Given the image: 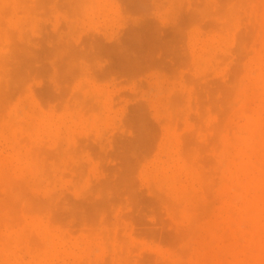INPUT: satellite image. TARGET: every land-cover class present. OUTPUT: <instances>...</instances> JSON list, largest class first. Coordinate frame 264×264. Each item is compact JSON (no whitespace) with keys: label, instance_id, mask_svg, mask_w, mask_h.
Masks as SVG:
<instances>
[{"label":"rangeland","instance_id":"rangeland-1","mask_svg":"<svg viewBox=\"0 0 264 264\" xmlns=\"http://www.w3.org/2000/svg\"><path fill=\"white\" fill-rule=\"evenodd\" d=\"M31 1L0 0V142L26 136L27 148L19 145L35 169L33 188L19 179L1 183L3 222L24 228L40 213L66 249L83 247L69 264L92 251L85 264H127L118 262L122 251L128 264H221L220 248L206 246L222 207L218 156L221 139L235 137L245 121L239 108L254 102L245 90L249 70L264 58V0ZM34 149H42L40 160ZM46 157L48 167L40 162ZM165 164L190 173L195 203H181L167 181L149 177ZM31 231L41 255L45 241Z\"/></svg>","mask_w":264,"mask_h":264},{"label":"bare ground","instance_id":"bare-ground-1","mask_svg":"<svg viewBox=\"0 0 264 264\" xmlns=\"http://www.w3.org/2000/svg\"><path fill=\"white\" fill-rule=\"evenodd\" d=\"M9 1H11V0H9ZM249 1H251V0H249ZM258 1H260V0H258ZM30 2H32V1L30 0ZM247 2H248V0H247ZM10 3H12V2H10ZM41 3L43 4V2H41ZM95 4H97V3H95ZM243 5H244V3H243ZM8 9L9 8H7V10ZM29 9L31 11V8H29ZM34 9H37V8H34ZM104 10L105 9H102V11H104ZM4 11L6 12V9ZM106 12L107 11L105 10V13ZM258 12H260V11H258ZM105 13H103V14H105ZM111 13H112V11H111ZM107 15H108V13H107ZM5 18H7V17L5 16ZM23 21H24V19H23ZM7 24L3 23L4 27ZM1 25H2V21L0 23V26ZM231 27H232V25H231ZM18 28L22 29L23 27L19 26ZM262 29L264 30V28H262ZM10 31H11V29H10ZM13 33H16V32H13ZM23 34H24V32H23ZM221 34H222V32H221ZM13 36H14V34H13ZM16 38H17V36H16ZM24 39H25V37H24ZM235 39H236V37H235ZM0 43H1V41H0ZM14 44L15 43H13V45ZM23 44H24V42H23ZM26 44L27 43H25L24 45H26ZM235 44H237V42ZM261 44H263V46H264V43H261ZM1 45H3V44H1ZM10 45H11V43L9 44V46ZM3 46H2V49H3ZM15 46H18V45L11 46V48L15 47ZM262 52H263V50H262ZM11 56H13V55H11ZM220 57H221V59L223 58L222 55ZM216 58H218V57H216ZM10 59H11V57H10ZM227 59L228 58H226V60ZM223 60H224V58H223ZM258 60L259 61H256V63L258 62L256 64L255 63V59H254V63L257 65V69H255V65H254V69L253 70H249V75H248L249 77L248 78H250V80H249L248 84L246 85L247 90H245V91H248L250 93L249 97H251L252 98L251 100L254 101L253 103H254L255 107L250 108V107L253 106V103H251L252 106H250L251 104L248 106L249 103H247L246 105L249 108L243 107L242 111H240V108H239L238 111L243 116V117L242 116L241 117L243 118V121L245 120L244 123L239 126V128L237 129L238 130L237 133H236L235 127L233 128V129H235L234 130L235 137H233V138L224 137V138L221 139V140H223L222 141L223 148L221 147L222 151H221L220 155L218 156V164H219V168H220V170H218V172L220 173V171H221V174H222V179L221 180H222L223 187L220 190L218 195H219V200L222 201V207L219 210V214H218V216L216 218V221L212 225V229L210 228L211 229V233H210L209 236L211 238H210L209 242L206 245V246H210V247L211 246L213 247V245H215L216 247L218 246L220 248L221 254L224 257V260H223V262L221 264H264V58H259ZM225 63H223V64H225ZM9 64H11V63H9ZM221 64L219 63L218 66H220ZM6 66H8V65H6ZM9 66H11V65H9ZM246 67H248V64L246 65ZM246 67H245V69H247ZM216 69H218V68H216ZM2 74L4 75V73H2ZM0 75H1V73H0ZM208 76H211V74H208ZM5 77H6V75H5ZM204 78H207V77H204ZM200 80H202V78ZM241 87H242V85H241ZM238 90H239V87H238ZM99 98H102V95L99 96ZM88 103L87 104L85 103L86 106L84 105V107L81 110H83V111L87 110V109L84 110V108L88 107ZM25 106H27V105H25ZM79 107H82V106H79ZM90 108H91V106H90ZM25 110H26V108L23 111L24 113L26 112ZM81 110H80V112H82ZM87 111L84 112V115L87 113ZM90 111L92 112V110H90ZM238 111L235 112V113H238ZM18 112H19V115L22 116L20 114V111H17L16 113H18ZM25 114H27V113H25ZM37 114H38V112H37ZM239 115H237L236 117H237L238 120L239 119L241 120L242 118H239ZM27 116H28V114H27ZM85 116H87V115H85ZM43 118H44V116H43ZM17 119H19V117L16 118V120ZM234 119H235V117H234ZM19 122H21V121L19 120ZM19 122H18V124L16 123L18 125V127H19ZM238 122H240V121H238ZM21 123H23V122H21ZM13 125L15 126V123H13ZM60 125H61V123H60ZM56 129H57V127H56ZM231 129L232 128H230V130ZM22 131H25V130H22ZM35 131L36 130H34V132ZM19 133L17 132V138L20 137V136L18 137ZM21 134H24V133L22 132ZM220 134H221V132H220ZM229 135H231V133ZM25 137L20 139V140H23V139L28 140V138L26 139ZM220 137H221V135H220ZM36 139L38 141V138H36ZM49 139H50V137H49ZM17 140L15 138H11L10 140L8 139V141H6V145L0 142V213L4 211L5 215L8 213V210H7L8 207L5 206L6 208L3 209V207L7 203V201L4 198V196H3L6 193H4V194L1 193L2 192L1 191V189H2L1 188V183L10 181L11 179H14V180H16L18 182H16V184H14L15 183L14 182L13 184L17 185L22 180L27 185H29L31 188H33L32 186H34V183H35V181H34L35 180V171H34L35 169L33 168L34 166H32L33 164L32 165L29 164L28 161H27L29 159V157L31 156L30 152H23L21 150L23 148L22 147L20 148V145H22L24 147H26V145L22 144L23 142H21L20 140H19V142ZM29 141L30 140H28V142ZM40 142L41 141H39L38 143L40 144ZM19 143H21V144L19 145ZM32 143H34V142H30L29 145H32ZM57 145L58 146L56 148L59 149V147H60L59 145L60 144H57ZM34 146H36V145H32L30 147L33 148ZM41 146H43V145H41ZM39 148H42V147H39ZM8 150H11L10 154L8 153ZM41 151H42V149H41ZM41 151H39V152H41ZM33 152H36L35 149L33 150ZM39 152H38V154L36 152V154H37L36 156H38L39 154H43V153H39ZM75 154H76L75 155V157H76L77 153H75ZM34 155H32V156H34ZM60 155L61 154L59 152L58 156L60 157ZM47 156H49V155H47ZM41 157H42V155H41ZM41 157L39 155L38 156V158H39L38 160H40ZM46 158H42V159H44L46 161V163H45L44 160H41L40 162L43 161L44 164H45L44 166L48 167L49 166V164L47 162L48 158L47 159ZM50 159L52 160V157L50 158V156H49V160ZM173 162L174 161H172L171 163H173ZM55 163H56V161H55ZM55 163H54L53 166L56 165ZM173 164H171V165L169 164L168 168H167L166 164H165L166 168L157 166L154 169V166H153L154 171L150 174L149 177L152 178L154 181H157V182H165V181H167L170 184V186H171V188L168 189V190H171L172 195L178 201H180L181 203H184V204H187V205L188 204L191 205V204L195 203L194 201H195V198H196V188L194 186V180L191 179L189 181V174L190 173L186 170V168L184 166H175ZM57 165H59V163ZM70 165H71V163H70ZM38 166H40V165H38ZM72 166H74L76 168L75 165L72 164ZM73 168H72V171H73ZM67 169H68V167H67ZM77 169H76V171H77ZM41 170H42V168H41ZM47 170H49V168H47ZM70 171H71V169H70ZM76 171H74V172L77 174ZM66 173H64V174H66ZM45 174L46 173H44V176H45ZM46 175L49 176L48 173ZM61 175H63V173H61ZM77 175H75V178L76 177L78 178L79 175L78 176ZM64 177H66V176H63V178ZM51 178L52 177H50L48 179L51 180ZM77 178H76V180L79 179V178L78 179ZM17 179H19L20 181L17 180ZM185 179H187V180H185ZM198 179H199V182H201V179L200 178H198ZM78 181L81 182L80 179ZM11 184H12V182H11ZM14 185H13V187L15 188L16 186H14ZM17 187H19V186H17ZM14 190H13L14 192L17 191L16 189H14ZM47 190H46V193H47ZM11 192H9V194ZM28 193H29V191H28ZM48 193H51V192L48 191ZM32 194H34V191H33ZM158 194H161V193H158ZM28 195L31 196V194H28ZM28 195L26 193L27 197H28ZM42 197H45V193L42 194ZM51 197H54V196L51 195ZM45 198H47V199H45ZM45 198L44 199L47 202L44 201V199H42V198L40 199V201L42 202V200H43L44 202L48 203V201H49L48 197H45ZM32 199H33V197H32ZM20 200H22V199H20ZM24 200H23V203H24ZM34 200H35V198H34ZM36 200H37V198H36ZM54 200H53V202H55ZM164 200L166 201V199H164ZM167 201H168V199H167ZM44 202H42V203H44ZM170 202H172V201H170ZM46 203H44V204H46ZM19 205L21 206V201H20V204L18 203V206ZM54 206H56V205H54ZM203 206L201 205L200 207H203ZM52 207L53 206L51 205L50 206L51 211H52ZM178 207L179 206H177V208ZM200 207H199V210H202L203 208L200 209ZM209 207H211V206H209ZM174 208L176 210V207H174ZM53 209H54V207H53ZM11 210H13V209H11ZM188 210H189V212L190 211H194L192 209L191 210L188 209ZM204 210L206 211V209H204ZM17 211L15 210V215L17 214ZM13 214H14V212H13ZM32 214H34V213H32ZM38 214H40V213H36V215H38ZM9 215L10 216H14V215H12V213L9 214ZM34 215H33V217H32V215H30V217L27 218V220H26L27 222L25 223L24 228H19V226L22 224V222L20 223V225L18 224L19 226L16 225L17 229L13 228V226H15V225L13 224V226H11L12 224L10 225V222L8 220L7 221L5 220L4 221L5 223H4L3 220H2V217H0V264H57V263L58 264H69V259L71 257H73V258L75 257L76 258L77 255H78V252L81 253V251H78V249L81 250L83 248V247L80 248L81 245H79V248L77 246L78 249L76 248L78 252L75 251L76 250L75 248H74L75 250L74 249L73 250L66 249L65 248V246H66L65 241L63 239H57L54 236V234H53L54 232L52 230L50 231V229L48 230L47 226L44 225V224H46V223H44V220H45V222L48 221V220L47 219H43V218H42L43 220L42 219L40 220L41 217H39V215H38L39 218H36L37 216L36 215L34 216ZM42 217H44V216H42ZM22 220H23V223H24L25 222L24 219H22ZM179 220H181V218ZM187 221H188V226H191L192 225L191 220L187 219ZM6 222H8V223H6ZM195 222H197V220ZM198 223H199V221L197 222V224ZM47 225H48V223H47ZM50 225L51 224L49 223L48 226H50ZM110 226H111V224H110ZM110 226L108 228H110ZM177 227H179V226H177ZM53 228H55V227H53ZM183 228H186V226H184L182 228L180 226L179 229H183ZM187 229H188V227L186 229H183V231L185 230V232H186ZM31 230L37 232V235H40V237H42L43 241H45V242L41 241V245L42 244L44 245V246H42V249L44 250V248L46 247L45 252L43 254H41V255H35L33 253V249H35V248H32V247H34L35 245L33 246L32 244H30V240H31L30 238L34 237L33 239H35L36 235L32 237L30 235V234L33 233ZM122 231H123V229L121 230V233H122ZM29 232H30V234H29ZM51 232H53V233H51ZM118 233H120V232L118 231ZM189 233L190 232H188V234ZM111 234H113V233H111ZM195 234H196V232H195ZM195 234H194V237L196 238ZM59 235H60V232H59ZM115 235H116V237H118V236L120 237V234H118V236H117V234H115ZM182 235H183V233H182ZM185 235H187V233ZM190 235H192V233ZM119 237H118V239H119ZM188 237H190V236H188ZM188 237L185 238L186 241H187ZM120 239H121V237H120ZM92 240H93V238H92ZM45 244H46V246H45ZM215 246H214V248H215ZM73 247H76V245L72 246V248ZM123 247H121V248H123ZM39 248H41V246ZM114 248H116V246H114ZM189 248H191V247H189ZM36 250H34V251H36ZM187 250L189 251L190 249H187ZM195 250L196 249H194V251ZM95 251H99V250H95ZM92 252H94V251H92ZM92 252L89 253V254H91V255H89V259L91 258L90 256H93ZM119 252L117 251V253H115V255L116 256L119 255L118 254ZM122 252H123V254H120L122 258H120V261H118V262H121V260L123 259L122 263L125 262V263L128 264L129 261L127 262V259L126 260L124 259L125 251H122ZM80 253H79V257H80ZM84 254L86 255L87 253H84ZM116 256H114V257L117 258ZM189 256H190V254H189ZM82 257H84L83 254L81 255L80 258H82ZM103 257H105L104 254H103ZM214 257H216V256H214ZM106 258H108V257H106ZM131 258H132V256H131ZM91 259H90V262H93V261H91ZM107 260H108V262H110L109 259H106V261ZM87 261H85L83 263V261L79 260L80 264H81V262H82V264H85ZM106 261L104 259V262H106ZM90 262L88 261V263H90ZM207 262L208 261H206V264H207ZM169 263H171V262H169ZM105 264H107V262ZM108 264H110V263H108ZM179 264H180V262H179Z\"/></svg>","mask_w":264,"mask_h":264}]
</instances>
